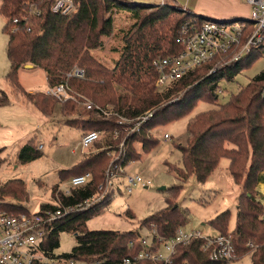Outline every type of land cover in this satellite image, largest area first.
<instances>
[{
	"label": "trees",
	"instance_id": "16d2710c",
	"mask_svg": "<svg viewBox=\"0 0 264 264\" xmlns=\"http://www.w3.org/2000/svg\"><path fill=\"white\" fill-rule=\"evenodd\" d=\"M75 1L79 3L78 10L62 15L52 11L54 0H1L0 13L7 18L3 31L9 35L7 55L11 65L8 80L41 110L49 112L48 104L37 92L21 89L19 69L31 63L46 72L48 84H56L65 80L67 72L78 65L86 71L85 77L71 79V84L79 93L95 104H113L124 115L136 116L154 109L147 125L149 127L158 123L169 124L189 115L199 101L212 104L214 107L197 113L188 123L187 145L179 147L183 166H168L182 183L190 175L205 182L222 158L229 160L228 168L241 189L236 225L230 229V210L219 213L210 223L218 232L232 235L236 259L251 251V242L257 245L251 252L252 264H264V207L257 199L256 190L258 183L264 181V70L226 103L218 101L217 93L219 83L234 79L249 67L262 55L264 46L234 64L219 67L215 72L201 73L204 68L209 70V66L195 69L169 88L159 90L155 86L153 60L180 49L176 37L183 24L201 22L207 17L192 10L187 14L190 9L183 10L176 0H165V3L159 4L132 0ZM120 11L131 12L135 21L122 30L120 55L114 66L108 67L93 54V50L104 46V38L114 30V14ZM172 14L185 15L173 18ZM14 18L20 20L18 31L9 30ZM28 26L31 27L30 31L26 29ZM7 98L4 93L1 101ZM90 113L84 124L94 130H104L107 134L106 144L109 143V132L118 123L113 117L108 118L96 109ZM136 138L145 152L158 145L159 141L148 138L145 133L133 137ZM40 156L41 150L37 148L34 137L18 150V160L22 163ZM140 157L141 153H137L135 148L129 149V160ZM108 160L106 151H100L86 156L73 168L62 170V179L76 171L91 172L93 178L88 185L72 189L69 197L60 193V200L75 203L90 197L104 180ZM180 186L170 188L171 197L166 198V206L143 219L142 225L168 238L186 224V210L173 199L179 194ZM25 190L23 180H10L0 186V196L22 199ZM108 203L109 200H105L58 222L42 243L46 253L60 257L95 255L102 260L98 264H122L124 258L134 256L141 250L140 243L135 241L140 235L139 231L90 230L87 227V221L102 212L101 207L104 208ZM54 206L50 202L42 204L43 208ZM3 208L15 212L27 210L20 203L0 200V210ZM65 231L75 234L76 244L72 252L56 254L55 249L60 247V234ZM200 245L201 240L180 246L174 264H231L228 261L211 260L200 249ZM136 264L156 263L141 260Z\"/></svg>",
	"mask_w": 264,
	"mask_h": 264
},
{
	"label": "rangeland",
	"instance_id": "374dc122",
	"mask_svg": "<svg viewBox=\"0 0 264 264\" xmlns=\"http://www.w3.org/2000/svg\"><path fill=\"white\" fill-rule=\"evenodd\" d=\"M132 1L162 3V0ZM175 2L182 6L183 10L188 8L199 12L198 0H176ZM241 2L245 1L241 0ZM223 5L221 1L215 3L214 6H209L210 10L205 12L206 17L219 20L230 19ZM189 11L191 10H187V14ZM180 15L172 14V17ZM6 21L7 18L0 13V186L10 180L21 179L25 183L26 194L22 199L1 195L0 200L20 203L30 211H39L42 204L54 199L59 185L64 188L71 187V177L82 173L76 171L70 177L62 179L60 176L62 170L71 169L86 156L106 149L101 138L85 153H72V149L80 144L82 133L94 130L91 126L84 124V120L88 119L91 113L85 108V101L81 97L62 102L46 96L43 92L48 87V81L46 72L42 68L23 65L19 69L18 77L21 89L37 92L41 99H45L49 112L41 110L37 104L25 96L20 88L8 80L11 62L7 55L9 35L3 31ZM134 21L129 11L114 14L112 34L104 38L102 48L93 50V54L103 64L108 67L114 66L123 46L122 30L128 28ZM11 25L13 23H10L9 30ZM262 70H264V50L256 61L238 73L234 79L222 80L219 83L222 92L218 94V101L220 103L229 101ZM208 71L204 68L201 73ZM4 93L8 98L6 101H1ZM89 101L94 103L91 99ZM212 107H214L212 104L202 100L197 103L189 115L169 124H154V128H157L154 135L159 141L158 145L149 152L143 151L142 145L137 140L133 141V147L137 153H141V157L128 163L125 172L133 175L139 174L145 180H151L152 184L148 187L137 186L132 193L127 194L124 178L121 179L119 189L115 191L108 205L101 207L103 211L96 213L87 221L88 229L132 230L151 237V229L142 225V220L164 208L166 198L171 197L170 188L179 184L182 185L179 188L180 191L178 189L179 194L177 195V192L175 194L177 196L174 195L173 199L188 214L187 222L183 226L186 231H200L204 236L217 234L218 230L211 225L210 220L226 210L231 211L230 229L234 228L241 189L228 168L227 158L221 159L205 182H200L195 175H190L188 180L182 183L170 168L171 165L183 166L179 147L187 145L189 121L197 113ZM165 132L170 133L172 138L163 139ZM31 137L35 138L36 146L43 144L41 156L33 161L22 163L18 160V150ZM117 153L115 151L111 156L114 157ZM5 210L15 212L7 208ZM59 239L60 247L55 249V253L72 252L76 244L75 234L65 231L60 234ZM230 263L252 264V254L247 252L240 259L235 258Z\"/></svg>",
	"mask_w": 264,
	"mask_h": 264
},
{
	"label": "built area",
	"instance_id": "2783aa9c",
	"mask_svg": "<svg viewBox=\"0 0 264 264\" xmlns=\"http://www.w3.org/2000/svg\"><path fill=\"white\" fill-rule=\"evenodd\" d=\"M250 6V13L246 18L219 20L204 18L201 22L191 21L183 24L176 37L180 49L176 53L158 56L153 60L156 71L155 86L159 90L169 88L180 81L193 70L209 66L208 73L215 72L219 67L234 64L247 55L264 46V0H246ZM165 3V0H162ZM79 3L75 0H54L52 11L67 15L78 10ZM39 14V12L37 13ZM19 18L12 20V31L20 30ZM11 23V24H12ZM27 31L31 30L28 26ZM84 68L75 65L66 74V79L48 84L45 93L54 99L65 102L81 97L85 101V108L90 112L96 109L113 117L118 126L109 132L110 141L106 144L107 136L104 130L84 131L80 144L72 149V153H85L96 142L103 139L109 161L104 171V180L97 186L95 192L86 199L75 203H64L59 194L66 197L72 195V189L88 185L93 176L91 172H84L71 177V187L57 188L56 198L50 202L54 207L43 208L39 211L12 212L0 210V264H98L102 260L95 255L82 257L50 256L42 247L48 235L62 219L91 208L105 200H111L115 191L119 189L120 180L124 178L125 193L130 194L137 186L148 187L151 180H145L141 175L127 174L125 167L132 160L128 159L130 148L133 147L134 136L145 133L148 138H156L154 126H147L154 114L147 110L136 116L121 114L113 104L102 106L90 102L87 97L79 93L71 84L72 78H83ZM220 87L217 93H221ZM103 135V136H102ZM163 139H170V133L165 132ZM157 139V138H156ZM39 150L43 144H38ZM117 151V155L111 156ZM100 152V151H99ZM109 152V153H108ZM264 173V172H263ZM257 199L264 207V181L258 183ZM47 203V202H46ZM264 219V214L262 215ZM152 236L140 234L135 241L141 245L134 256L123 259L122 264H136L141 260L152 261L156 264H174V257L180 246H188L201 240L200 249L214 261L231 262L237 257L236 247L231 234L218 232L215 235L204 236L200 231H186L179 227L171 237L164 238L151 230ZM134 243V242H133ZM252 252L257 245L249 243Z\"/></svg>",
	"mask_w": 264,
	"mask_h": 264
},
{
	"label": "crops",
	"instance_id": "0c3cea01",
	"mask_svg": "<svg viewBox=\"0 0 264 264\" xmlns=\"http://www.w3.org/2000/svg\"><path fill=\"white\" fill-rule=\"evenodd\" d=\"M221 1H223V4H224L223 5L224 11L225 13L228 14L227 16H230V19H237V18L243 19L247 17L250 13V6L246 2V0H244L245 2H241V0H198L197 8L199 9L198 10L199 12H195L193 9H190V10L194 11L195 13L206 16L205 12L210 10L209 6H214L215 3H218ZM245 10L247 11L245 12ZM207 18H210V17H207Z\"/></svg>",
	"mask_w": 264,
	"mask_h": 264
},
{
	"label": "water",
	"instance_id": "95a60500",
	"mask_svg": "<svg viewBox=\"0 0 264 264\" xmlns=\"http://www.w3.org/2000/svg\"><path fill=\"white\" fill-rule=\"evenodd\" d=\"M25 66H26V67H33L34 65L31 64V63H28V64H26ZM162 188L164 189L165 187L163 186Z\"/></svg>",
	"mask_w": 264,
	"mask_h": 264
}]
</instances>
